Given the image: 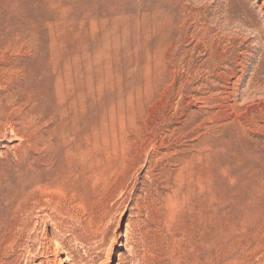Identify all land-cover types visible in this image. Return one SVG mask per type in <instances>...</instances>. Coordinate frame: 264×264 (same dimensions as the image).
Segmentation results:
<instances>
[{"label": "rangeland", "instance_id": "374dc122", "mask_svg": "<svg viewBox=\"0 0 264 264\" xmlns=\"http://www.w3.org/2000/svg\"><path fill=\"white\" fill-rule=\"evenodd\" d=\"M258 214L264 0H0V264H216Z\"/></svg>", "mask_w": 264, "mask_h": 264}, {"label": "bare ground", "instance_id": "6f19581e", "mask_svg": "<svg viewBox=\"0 0 264 264\" xmlns=\"http://www.w3.org/2000/svg\"><path fill=\"white\" fill-rule=\"evenodd\" d=\"M255 218L257 219V223L254 225V227L249 228L248 226H246L244 228V225H237L235 233V243L231 252L230 259L226 260L221 257L217 260L216 264H251L250 257L254 253L257 254V252L259 251L257 245H259L260 240H264V215L258 214L255 216Z\"/></svg>", "mask_w": 264, "mask_h": 264}]
</instances>
